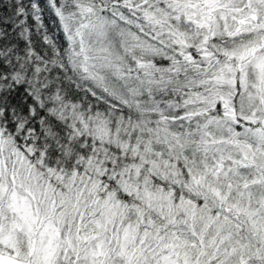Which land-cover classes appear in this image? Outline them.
Instances as JSON below:
<instances>
[{"label": "snow or ice", "instance_id": "1", "mask_svg": "<svg viewBox=\"0 0 264 264\" xmlns=\"http://www.w3.org/2000/svg\"><path fill=\"white\" fill-rule=\"evenodd\" d=\"M0 264H264V0H0Z\"/></svg>", "mask_w": 264, "mask_h": 264}]
</instances>
